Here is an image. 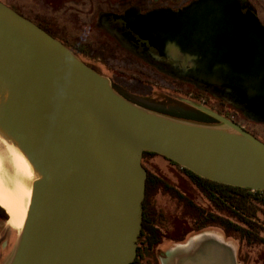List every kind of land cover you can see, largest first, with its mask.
I'll return each instance as SVG.
<instances>
[{"label": "water", "instance_id": "95a60500", "mask_svg": "<svg viewBox=\"0 0 264 264\" xmlns=\"http://www.w3.org/2000/svg\"><path fill=\"white\" fill-rule=\"evenodd\" d=\"M130 23L182 62L172 73L224 87L250 117L264 120V23L242 12L239 0H195L175 11L131 16ZM183 99L219 123L135 103L0 0V134L38 174L9 264L134 262L144 217L145 151L211 180L264 190V142L209 106Z\"/></svg>", "mask_w": 264, "mask_h": 264}, {"label": "rangeland", "instance_id": "374dc122", "mask_svg": "<svg viewBox=\"0 0 264 264\" xmlns=\"http://www.w3.org/2000/svg\"><path fill=\"white\" fill-rule=\"evenodd\" d=\"M2 1L27 18L45 26L57 37L65 40L70 47L78 51L79 57L83 61L97 68L101 74L111 80L112 84L121 85L133 94L138 95H150L163 90L177 97L188 98L198 103L205 104L206 102L211 106L205 105L210 108L215 107L214 110L221 111L223 115L225 114V116L237 122L264 142V121H256L246 117L238 109L216 98L211 92L195 87L186 79H175L160 72L133 52L125 50L114 37L104 34L100 29L101 26L104 30L109 31V28L101 21V18L107 12L119 13L130 7H136L139 11H147L154 7L157 10L161 7L179 8L192 0ZM248 2L258 18L264 23V0H248ZM123 44L125 45L124 42ZM92 51L95 56L90 54ZM193 96L200 100L192 98ZM9 143L0 135V187L14 190L17 169ZM143 165L160 175L169 184L180 188L196 204L206 208V210L211 209L210 205L204 201L203 196L191 185L184 174L165 158L147 155L144 157ZM157 204L166 213L168 220L176 224L177 234L180 237L184 235L190 224V215L186 209L165 193L158 194ZM8 219L0 216V264L10 263L21 233V229L13 227ZM181 224H185V226ZM209 228L215 229L213 227L204 229ZM172 239L176 240V237ZM244 248L247 253L246 264H264L263 245H246ZM160 251V249L156 250L154 255L149 252L143 253V257L140 258L138 264H160L158 259L162 255Z\"/></svg>", "mask_w": 264, "mask_h": 264}, {"label": "trees", "instance_id": "16d2710c", "mask_svg": "<svg viewBox=\"0 0 264 264\" xmlns=\"http://www.w3.org/2000/svg\"><path fill=\"white\" fill-rule=\"evenodd\" d=\"M39 25L54 37L59 38L49 31L45 26L41 24ZM100 29L104 34L114 37L117 41V38L112 33L104 30V28L101 26ZM59 40L69 46L65 40L61 38H59ZM122 47L125 50L132 52L128 48H125L124 46ZM69 48H71V50L78 57L80 56L76 49L70 46ZM90 54L95 56L93 51ZM87 64L98 71V69L93 65H90L89 63ZM152 67L156 68L154 66ZM156 69L175 79L178 78L183 80V78H180L179 76L168 74L167 72H163L158 68ZM194 86L202 89L197 85ZM113 87L120 94L124 95L135 103L159 113L206 124L219 123L216 118L190 105L183 98L177 97L174 94H169L166 91L162 90L158 93L156 92L150 95H138L133 94L127 88L121 85L113 84ZM209 92L216 96V98H219L220 100L230 104L232 107L238 109L246 117L255 120L248 115L247 108L235 103V99L232 96H228L224 92V89L220 91L218 88H211V91ZM192 98L199 99L195 96ZM205 104L208 103L205 102ZM212 108L215 109L213 106ZM147 155L161 156L168 160L171 164L175 165L178 170L189 180L191 185L203 196L204 201L210 205L211 209L206 210V208L196 204L190 197L183 193L180 188L169 184L160 175L145 167L148 171V176L146 179V195L144 199L143 227L138 238L137 257L135 261L130 264H138L140 262V258L143 257V253L145 252H149L151 255H154L156 253L155 251L157 250V247L163 242L165 238L176 237V240H181L184 239L188 233L192 231L206 230L204 228L207 227L220 228L224 231L227 237L237 240L240 245V255L245 261L247 260V253L244 246H253L258 244L264 246L263 189L253 190L251 188L211 180L196 174L186 167H182L180 164L158 153L145 151L144 157ZM159 193L168 194L171 198L179 202V204L189 213V229L181 237L177 234L178 231L176 224L170 222L166 217V213L158 206L157 196ZM0 216L4 219H8V214L1 205ZM181 225L185 226V224Z\"/></svg>", "mask_w": 264, "mask_h": 264}, {"label": "crops", "instance_id": "0c3cea01", "mask_svg": "<svg viewBox=\"0 0 264 264\" xmlns=\"http://www.w3.org/2000/svg\"><path fill=\"white\" fill-rule=\"evenodd\" d=\"M158 249L160 264H242L238 241L220 228L192 231L181 240L165 238Z\"/></svg>", "mask_w": 264, "mask_h": 264}, {"label": "flooded vegetation", "instance_id": "af4514ba", "mask_svg": "<svg viewBox=\"0 0 264 264\" xmlns=\"http://www.w3.org/2000/svg\"><path fill=\"white\" fill-rule=\"evenodd\" d=\"M195 0L190 1L188 4L193 2ZM240 2V9L242 12H249L252 11L255 13L254 9L252 8L251 4L248 2V0H239ZM185 4L179 8H172V7H161L158 10L161 9H171V10H178L183 8L184 6L188 5ZM247 5V6H245ZM136 9V7H130L123 12L119 13H109L107 12L104 14L103 18H101V21L104 25H106L108 28V32L112 33L116 38L117 41L124 46L125 48H128L131 50L134 54H136L138 57L146 61L149 65H152L158 69H160L163 72H167L168 74L176 75L172 73L171 71L177 70L180 71L181 67V61L175 58H171L163 53H161L160 49L157 47L155 42L152 39H155L153 37L149 36L148 30L140 31L136 27H134L131 23V16H135L137 14L141 13H148L154 10H157L154 8H151L150 10L147 11H136L133 12L132 10ZM132 12V13H131ZM128 13V14H127ZM131 13V14H129ZM36 22V21H35ZM38 24V22H36ZM147 34V37H143L142 33ZM125 45L123 44V42ZM180 78H183V80H188L190 81L191 84L197 85L202 89H206L211 91V88H218L220 91L224 89V87H219V86H208L204 84H199L192 80L191 78L188 77H183L180 75ZM231 92H234L233 90L229 89ZM234 98V96H232ZM248 110V109H247ZM264 121V120H263ZM143 160H144V155H143ZM142 160V163H143ZM240 260L242 264H246L245 260L243 257H240Z\"/></svg>", "mask_w": 264, "mask_h": 264}, {"label": "bare ground", "instance_id": "6f19581e", "mask_svg": "<svg viewBox=\"0 0 264 264\" xmlns=\"http://www.w3.org/2000/svg\"><path fill=\"white\" fill-rule=\"evenodd\" d=\"M0 135L3 136L2 134ZM9 144L14 154L17 169L16 182L14 190L0 187V205L4 207L9 214L8 222L13 227L22 229L31 200L33 181L38 178V174L18 146L13 142Z\"/></svg>", "mask_w": 264, "mask_h": 264}]
</instances>
